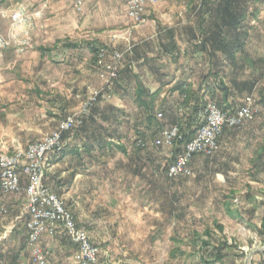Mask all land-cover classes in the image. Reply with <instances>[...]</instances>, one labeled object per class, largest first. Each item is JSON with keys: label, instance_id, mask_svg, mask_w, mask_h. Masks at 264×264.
Returning a JSON list of instances; mask_svg holds the SVG:
<instances>
[{"label": "rangeland", "instance_id": "obj_1", "mask_svg": "<svg viewBox=\"0 0 264 264\" xmlns=\"http://www.w3.org/2000/svg\"><path fill=\"white\" fill-rule=\"evenodd\" d=\"M188 1L174 0L175 11L171 12L166 8L169 4L166 0H158L155 11L150 6L142 24L135 25L128 18V25L120 23L100 29L99 34L95 32V35H89L92 41L97 39L101 47L106 45L111 51L106 53L104 60H100L97 54L90 61L88 68L94 77L88 91H63L61 94L60 90L55 91V86H50L53 84L50 78L46 82V92L40 98L32 94L28 98L13 99L0 94V136L4 139L0 142L5 143L4 148L0 144V153L10 154L41 140L29 139L28 136L44 128L50 135L59 122L71 115L81 121L72 130L76 134L93 120L96 115L93 112L100 103L115 100H121L124 106L122 115L128 117L124 125L129 134L126 142L132 148L139 138L150 142L162 127L173 125L176 116L179 117L174 110L180 102L179 94L172 98L168 88L162 87L170 79L175 80L176 75H193L195 81L205 82L208 89L205 101L218 105L222 102L220 81L228 88V104L234 107L242 104L245 96L252 95L258 108L257 117L260 114V101L264 98V0H246V3L257 4L261 11L246 12L242 23L247 32L245 49L237 54V63L232 67L222 60L220 52L212 56L204 55V58L201 56L199 60L198 55L197 59L194 58L201 41L197 22L201 14L199 10L203 8L199 9L202 0H191L192 9L188 8L190 3L187 9L182 8ZM206 1L202 5L204 9H214L218 2ZM120 2L119 5L123 6L124 2ZM17 3H24L31 12L34 11L33 0H5L2 6L5 15H0L4 19L0 24L3 34L7 33L8 13ZM36 10L42 13V9ZM41 17L42 14L30 26L31 43L33 23ZM137 27L138 38L135 36ZM161 40H164V45ZM122 41L135 47L137 45L138 56H134V46L129 53ZM172 43H175L174 47L170 45ZM113 52L120 53L122 57L118 78L108 91L104 90L100 73L115 61ZM4 67L3 58L0 70L3 68L4 71ZM40 83H43L42 80ZM138 84L146 87L148 100L153 98L151 112L154 121L151 125L145 124L146 114L136 100ZM215 87L217 90H213ZM96 93L99 95L88 114H83L86 104ZM42 105L49 113H54L53 116L48 115L51 119L47 120L46 125H39L36 114ZM57 105H61L62 109ZM159 112L162 117H158ZM97 115L102 116L103 112ZM246 125L248 122L223 133L217 155H212V158L196 157L191 165L192 175L186 177L170 178L167 175L169 149L151 145L138 148V169H134L135 172L138 170V205L124 208L121 203L107 204L105 209L97 205L92 220L94 224L89 226L84 218L81 220L74 216L77 226L89 233L90 241L98 248V264H204L201 258L213 259L212 248L216 247H222L224 264H263L264 237L259 233V228L264 212V175L246 170ZM69 140L66 137L68 143ZM131 151L135 153V150ZM129 160L134 162V155ZM47 169L48 163L44 169V183ZM254 177L258 179L257 183H252ZM26 184L27 180L22 179L20 191L13 193L20 201V209L17 208L14 213L21 215L20 223L23 220L27 223L28 219L24 191ZM62 200L73 214L68 200ZM134 200L132 198V203ZM123 201L125 198H119V202ZM206 230L211 232L209 238L205 235ZM203 240L210 243L204 251L201 248ZM44 253L49 261V254ZM74 261L79 264L75 257Z\"/></svg>", "mask_w": 264, "mask_h": 264}, {"label": "crops", "instance_id": "obj_2", "mask_svg": "<svg viewBox=\"0 0 264 264\" xmlns=\"http://www.w3.org/2000/svg\"><path fill=\"white\" fill-rule=\"evenodd\" d=\"M120 1L124 2L123 6L119 5ZM166 1L169 3L166 8L171 12L175 11L174 0ZM33 2L32 7L34 8L32 10L42 9V17L34 21V26L31 29L32 43L25 47L23 52H17L14 47L5 51V70L2 71L3 68L0 70L1 96L6 94L8 98L18 99L20 97L28 98L34 94L40 98L46 92V84L50 81V78L53 79V84L50 86H55V91L60 90L61 94L63 91H72L73 93L88 91L92 86L91 82L94 77L88 68L91 64L90 61L95 59L91 47L96 43L98 49L101 47L99 45L100 41H97V39L92 41L93 39L88 38V36L95 35V32L99 34L100 29L118 26L120 23L128 25L126 0H85L82 12L75 11L69 0H33ZM190 2L191 0L182 8L187 9ZM219 2L220 0L214 5L215 9ZM203 3L206 4L207 1L202 0V5ZM248 4L244 3L240 8L232 5L230 11L238 9L245 12L261 11L257 4ZM156 5H153L151 9L155 11ZM202 5L199 8H203V10H199L201 14L197 22L198 31L203 19L208 17L205 14L207 8L204 9ZM2 6L3 4L0 6V11L3 9ZM188 8L192 9L191 3ZM3 22L4 19L0 17V24ZM217 23L220 22L217 21ZM8 26L9 22L5 32H7ZM241 26L243 27L242 24ZM135 36L138 38V27L135 28ZM86 37L88 39H82ZM68 43H75L78 46L67 47L66 44ZM122 43L125 44V50L131 53L134 45L124 41ZM161 43L164 45V40H161ZM102 47H105L107 52L111 51L106 45ZM134 48V56L137 57L138 46L136 45ZM197 52L193 56L196 58L198 55V60L201 59V56L204 58V55H208L200 48ZM217 53L215 52V54ZM220 54L223 56L222 60L229 63L230 67L234 65L225 54L221 52ZM129 63L131 64L130 61ZM79 76H82L81 80ZM192 76L176 75L175 80L170 79L166 84L163 83L162 87L168 88L169 96L175 98L179 94L180 102L174 107L176 115L183 112L181 106L183 95L180 87H190L196 95L203 100H207V85L205 82L195 81V77ZM40 80H42V84ZM141 87L143 86L141 85ZM160 87L161 85L157 87V90ZM143 88L147 91L146 87ZM137 89L138 85L136 91ZM213 90H217V87ZM220 94L221 103L224 105L221 107L224 109L234 111L243 104L242 102V104L234 107L228 104L229 94L226 98H224L222 90ZM147 96L144 98L148 99ZM120 101L100 103L101 105H98L93 114L97 115L103 112V115H94L93 120L89 121L90 123L86 120L85 122H88L89 125L82 126V131L76 134L73 131L66 132L64 136L70 139L68 147L61 154L52 155L48 161L45 184L60 198L68 200L74 216L76 215L81 220L84 218L88 226L94 224L92 220L98 206L105 209L104 206H107V204L121 203L124 208L129 205L135 208L138 205V170L136 172L135 170L138 169L137 149L142 147L135 145L136 142H134V148H132L126 142L129 134L124 125L127 123L128 117L122 115L124 106ZM260 103V114L249 121L245 127L247 139L246 170L249 173L258 172L264 175V98ZM57 106L62 107L61 105ZM140 107L146 114L144 108ZM36 114L39 117V125L40 123L46 125L47 120L51 119L48 115L53 116L54 113H49L45 109V105H42ZM146 116L147 114L144 117L145 124L151 125L152 123L147 122ZM177 118L176 116L173 125L176 124ZM58 126L59 124H57L55 130ZM163 128L165 127L158 131L156 137ZM227 130L230 129H226L224 133ZM48 134L44 128L28 137L29 139L39 140L45 138ZM11 138L14 139V136ZM2 140L4 139L0 136V141ZM0 144L3 143L0 142ZM4 145L5 143L1 147L4 148ZM220 147L213 156L217 155ZM131 149L135 150L134 154H132ZM131 155H134V162L129 160ZM257 180L254 177L252 183H257ZM248 182L250 184L251 180ZM262 185L264 187V181H262ZM13 195L12 193L5 197L4 203L9 212L0 218V264H34L26 220L20 223L21 215L14 214L17 208L20 209V201ZM119 198H125L124 203L119 202ZM132 198L135 199L133 203ZM263 215L264 212L262 217ZM39 246L49 254L50 264L75 263L74 256L77 247L70 237L60 229L53 234L46 233L42 235Z\"/></svg>", "mask_w": 264, "mask_h": 264}, {"label": "built area", "instance_id": "obj_3", "mask_svg": "<svg viewBox=\"0 0 264 264\" xmlns=\"http://www.w3.org/2000/svg\"><path fill=\"white\" fill-rule=\"evenodd\" d=\"M77 12H82L85 0H69ZM158 0H126L127 17L135 24L146 20V12ZM41 10L31 12L24 3H17L8 13L9 26L6 34L0 27V66L5 51L14 47L17 52H23L31 43L30 26L35 18L41 16ZM4 16L5 12L0 11ZM105 47L98 49V57L104 60ZM122 55L113 52L114 62L106 66L100 73L104 81V90L114 86L118 78L119 64ZM96 93L91 98L83 114H88L94 104ZM258 112L252 95L244 97L243 104L234 111L220 107L213 101H207L199 116L203 124L193 137L183 144L182 150L173 154L175 143L181 138L178 125L163 128L157 137L150 142L139 138L137 146L165 147L170 150V162L166 166L170 178L192 175V162L198 156L210 157L220 147V137L226 129L238 128L254 119ZM162 117V113L157 114ZM81 121L75 116H68L59 123L58 128L45 138L29 143L25 148H19L10 154L0 153V218L8 213L4 203L5 197L17 193L21 189L22 179L27 180L24 188L26 194V226L29 230V242L32 245V260L34 264H49L48 258L39 246L42 235L53 234L58 229L67 234L76 245L75 260L79 264H98V248L90 241L88 233L77 226L74 215L66 208L64 201L48 185L44 183V169L52 155L61 154L68 147L64 134L72 131Z\"/></svg>", "mask_w": 264, "mask_h": 264}, {"label": "trees", "instance_id": "obj_4", "mask_svg": "<svg viewBox=\"0 0 264 264\" xmlns=\"http://www.w3.org/2000/svg\"><path fill=\"white\" fill-rule=\"evenodd\" d=\"M4 2V0H0V6ZM244 3H246V0H220L216 9L207 8L205 14H208V17L203 19V23L199 27V33L201 36L199 45L200 50L205 51L210 56L215 54V52H221L227 56L228 60L236 65L238 60L237 54L243 52L245 49L247 32L243 29L241 24L245 19L246 12L239 9L236 11H230V7L232 5H236L234 7L240 8V6ZM217 21L220 23H217ZM66 46L76 47L78 44L68 43ZM171 46L174 47L175 43L171 44ZM166 47V49H169L168 46ZM91 50L96 58V55L98 54L97 43L91 47ZM219 85L224 94V98H226L229 94L228 88L225 87L222 81H220ZM251 86L249 88H251ZM180 89L183 95V101L181 102L183 112L179 114V117L176 120V125L179 126L181 138L175 143V148L173 149L174 155L182 150L181 147L183 144L189 141L197 129L203 124V120L199 116V113L207 102L196 95L190 87H180ZM136 94V100L138 104L144 108L147 114V122L151 124L154 121V116L151 112L153 98L150 100L145 99L144 97H146L148 93L139 84ZM219 106H222L221 103H219ZM217 227L221 229V226L218 224ZM259 233L264 237V215L261 219ZM210 234L211 232L209 230L205 231V235L208 238ZM209 244L210 243L208 241H201L202 250H207L206 248ZM221 248L222 247L212 248L214 253L213 259L202 257V262L204 264H216L217 262L224 264V254L220 250Z\"/></svg>", "mask_w": 264, "mask_h": 264}]
</instances>
